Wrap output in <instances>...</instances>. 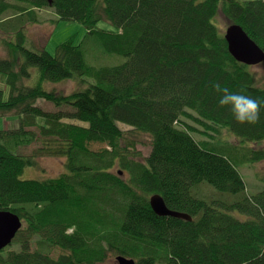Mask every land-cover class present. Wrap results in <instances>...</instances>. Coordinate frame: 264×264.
<instances>
[{"label":"trees","instance_id":"obj_1","mask_svg":"<svg viewBox=\"0 0 264 264\" xmlns=\"http://www.w3.org/2000/svg\"><path fill=\"white\" fill-rule=\"evenodd\" d=\"M45 7L123 61L91 65L71 39L53 55L33 44L26 24ZM219 14L264 50V0H0V118L17 122L0 129V210L22 223L0 264H105L110 254L135 264H264V190L247 194L238 169L264 158L247 145L264 140V87L229 53ZM68 80L80 88L46 87ZM215 83L260 101L259 122H236ZM39 99L71 110L45 111ZM120 124L149 135L147 156ZM35 140L44 144L36 155L64 157L67 171L21 178L37 160L17 150ZM204 182L229 196L191 192ZM155 193L191 220L155 214Z\"/></svg>","mask_w":264,"mask_h":264},{"label":"rangeland","instance_id":"obj_2","mask_svg":"<svg viewBox=\"0 0 264 264\" xmlns=\"http://www.w3.org/2000/svg\"><path fill=\"white\" fill-rule=\"evenodd\" d=\"M10 13V12H9ZM38 20L37 22L27 23L26 32L27 37L31 42L39 47H44L46 51L50 54H55L56 47L68 39L73 40L74 44L81 46L86 61L91 65H104V64H117L123 61V57L117 54H104L102 51L101 40L96 34H88L85 27L78 22H65L58 18L57 14L52 8L45 7L37 12ZM217 22L222 31H224L229 25V22L221 14L217 17ZM99 28L111 29L112 26L106 22L102 21L98 24ZM2 34V32H1ZM32 43H28L27 47L30 49H37L33 47ZM0 57L6 56V50L0 45ZM38 47V48H39ZM94 62V63H93ZM249 70L254 74L255 83L258 86L264 87V60L255 65H249ZM32 72L36 73V68H32ZM3 79H1L2 81ZM0 87L5 91V98L8 95V87L6 84L0 83ZM46 87L49 89H54L61 93L67 94L75 89L80 88L77 82L62 81L59 83H47ZM37 105L40 106L45 111L54 112L57 110H71L68 106L57 107L53 103L46 101L44 99L37 100ZM63 121L72 122L76 124H82L78 120L63 118ZM16 121L12 118L4 119L0 118V129L5 127L16 126ZM86 125V124H85ZM120 128L125 132H130V127L120 124ZM32 129L37 131V128L32 127ZM221 136L226 139L234 140V137L228 134L225 130H222ZM131 138L136 140V150L142 153V156H147L151 150L149 145V135L146 133L130 132ZM195 138L200 139V135L195 134ZM44 144L41 140H35L29 145L21 146L17 150L21 154L33 155L35 154V159L37 164L34 166H28L24 169L21 174L23 179H36L43 180L52 177H57L60 174L67 171L65 158L62 156L55 155H36L34 153L36 149H39ZM249 147L257 151H264V140L257 143L247 144ZM103 146L101 143L90 144V148L98 150ZM240 174L245 183V189L247 194L251 195L264 190V158L258 161H245L238 167ZM200 186L191 187V192L194 194L197 192L204 199H214L217 196L221 199H226L229 195L225 192H221L213 188L207 183H201ZM115 255L110 254L105 261V264H114Z\"/></svg>","mask_w":264,"mask_h":264},{"label":"water","instance_id":"obj_3","mask_svg":"<svg viewBox=\"0 0 264 264\" xmlns=\"http://www.w3.org/2000/svg\"><path fill=\"white\" fill-rule=\"evenodd\" d=\"M224 38L229 53L236 61L246 65H255L264 60V50L247 35L241 26L229 24L225 30ZM149 204L155 214L159 216L191 220V216L188 214L170 209L158 193L149 197ZM21 225V220L15 213L0 210V250L12 242ZM114 264H135V260L118 255L114 259Z\"/></svg>","mask_w":264,"mask_h":264},{"label":"clouds","instance_id":"obj_4","mask_svg":"<svg viewBox=\"0 0 264 264\" xmlns=\"http://www.w3.org/2000/svg\"><path fill=\"white\" fill-rule=\"evenodd\" d=\"M213 88L216 92L222 93L219 105L221 107L229 106L236 122L253 125L259 122L261 108L260 101L241 93H233L226 87L222 88L219 83H215Z\"/></svg>","mask_w":264,"mask_h":264},{"label":"crops","instance_id":"obj_5","mask_svg":"<svg viewBox=\"0 0 264 264\" xmlns=\"http://www.w3.org/2000/svg\"><path fill=\"white\" fill-rule=\"evenodd\" d=\"M5 37V34H1V31H0V38H4ZM2 48H4V47H2ZM0 49H1V46H0Z\"/></svg>","mask_w":264,"mask_h":264}]
</instances>
